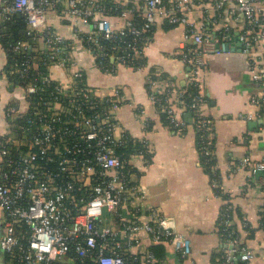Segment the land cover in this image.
Instances as JSON below:
<instances>
[{
    "label": "built area",
    "instance_id": "built-area-1",
    "mask_svg": "<svg viewBox=\"0 0 264 264\" xmlns=\"http://www.w3.org/2000/svg\"><path fill=\"white\" fill-rule=\"evenodd\" d=\"M236 1V9L246 15L249 24H264V4L255 6L252 0ZM188 3L189 0H143L138 4L134 0H3L0 18L22 13L28 34L33 36V40L15 46L17 53H26L28 58L11 74L25 76L32 68L37 69L38 57L43 54L50 69L58 66L68 76L65 83L57 86L60 95L44 100L43 107L37 104L34 115L29 105L23 109L11 104L6 109L12 125L17 126L16 120L24 117L29 125L22 126V135L0 141L3 159L0 251L9 256L3 264H158L155 254L143 245V239L150 245L170 242L184 257L191 253L190 239L178 232L155 207L139 201L142 189L132 183L130 173L125 170V159L116 153V147L127 135L112 112L118 100L104 102L84 82L85 73L75 68V43L46 24L50 13L89 23V31L75 30L74 40L96 61L110 57L111 66L99 65L108 72L115 69V62L138 66L148 34L159 20L183 25L182 59L191 66L189 83L200 88L197 79L207 64L211 34L196 27ZM222 5L223 1L216 4L217 8ZM110 15L125 17L126 23L115 27ZM260 35L264 37V31ZM242 38L248 48L258 36L246 31ZM106 41L112 45L108 46ZM33 51L38 54L30 55ZM255 77L264 78V75ZM33 79L42 84L37 86L28 80L24 81L27 86H18L27 93L34 92L47 87L52 77L39 75ZM171 93L167 91L165 100L170 101L167 97ZM151 98L155 103L164 100L156 91ZM253 101L260 103L257 99ZM205 102L200 88L191 103L181 99L180 105L196 118L201 152L211 160V121L200 110ZM162 108L169 120L168 127L181 131L184 124L181 113L173 106L162 104ZM24 146L39 148L43 155L31 151L13 157L10 147ZM46 154L49 161L55 160L53 155L60 157L58 172L45 170L38 162ZM242 162L254 172L264 171V160L245 158ZM221 221L227 231L228 248L216 264H235L238 259L248 264L254 253L243 246L237 257L238 241L231 238L234 230L228 212L223 213Z\"/></svg>",
    "mask_w": 264,
    "mask_h": 264
},
{
    "label": "crops",
    "instance_id": "crops-1",
    "mask_svg": "<svg viewBox=\"0 0 264 264\" xmlns=\"http://www.w3.org/2000/svg\"><path fill=\"white\" fill-rule=\"evenodd\" d=\"M134 1L138 4L143 0ZM189 1L188 10L196 27L211 34L207 64L197 79L206 101L200 110L212 126L211 170L203 161L194 115L180 105L191 69L183 61L180 47L185 26L159 20L148 34L140 66L115 62V69L108 72L74 40L75 30L89 31V23L50 13L46 24L75 43V68L85 73L95 93L104 102L118 100L112 112L121 129L147 144L149 158L136 154L130 159L135 168L130 173L131 181L142 189L139 201L159 210L191 241L187 257L177 253L170 242L156 244L160 245L155 253L158 264H216L218 255L228 248L220 228L225 212L237 236L244 238L254 253L248 264H264V171L254 172L242 162L245 158L264 160V78L255 77L264 75V37L260 35L264 24H249L246 15L236 9V0ZM219 1L223 5L217 8ZM252 2L255 6L264 4V0ZM110 20L120 27L127 19L110 15ZM246 31L258 36L248 48L242 38ZM7 63V52L0 42V134L9 127L5 116L9 104L27 108L25 90L11 88L3 75ZM50 73L61 84L68 78L58 66L52 67ZM169 90L170 102L184 123L181 131L164 123L162 107L160 110L151 98L154 91L164 95ZM2 161L0 153V165ZM1 222L0 214V225ZM249 229L254 230L252 236H248ZM142 241L152 251L149 241ZM3 257L0 251V264L4 263Z\"/></svg>",
    "mask_w": 264,
    "mask_h": 264
},
{
    "label": "trees",
    "instance_id": "trees-1",
    "mask_svg": "<svg viewBox=\"0 0 264 264\" xmlns=\"http://www.w3.org/2000/svg\"><path fill=\"white\" fill-rule=\"evenodd\" d=\"M27 26L28 25H27L26 17L22 13H12L8 16H3L0 18V42L2 44V47L7 52V58H8V63L3 70V72H4L3 75H5V77L7 78V81H8L11 88H14L18 85L27 86V84L24 81H28V80L35 82L38 86V85H41L42 82L36 81L33 78H35L36 76H39V75H48V76L51 75L50 68L48 67L49 65L47 63H45V58H43V54H41L40 57H38L39 60H37V61L39 62L38 63L39 65H38L37 69L32 68L31 70H29L25 74V76L22 74H19V73L11 74V71L14 68L19 66L23 61H26L28 58L26 53H17V51H15V46L19 42L26 41V40H29V41L33 40V36L28 34V27ZM106 42H107L108 46L112 45V42H108V41H106ZM37 54L38 53L36 51H33V52H31L30 55L34 56ZM97 61H98V65L105 64L106 67H109L112 64V60L110 57L98 59ZM139 63H138V65H139ZM84 82H86L85 76H84ZM58 84H60V82L58 80H54L52 78L51 83L48 84L47 87H45L44 89H37L36 91H34V92L32 91L29 93H27L25 91L27 93V101H26L27 108L29 105L30 106L29 111H31V115H34L35 107L37 104L40 105L41 107H43L42 103L44 102V100H46L50 97H56V95H60L58 93V89H57ZM199 90H200V88L198 86L189 83L188 86H186L185 89L183 90V94H182L183 97H181V99L184 100L186 103H191L193 96ZM160 96L164 97V100L162 101V103H158L160 106L159 107L160 110H161L162 104L172 106V103L169 100H165L166 99V93L164 95H160ZM169 97H170V94L168 95L167 99ZM66 102H68V100ZM100 103H102V102L100 101ZM10 105L11 104H9L8 106H10ZM8 106L6 107V109L8 108ZM187 112L191 113L190 110H187ZM5 116H6V119L8 120L9 127H8V130L5 131V133L0 134V141H3L6 137L8 138V137L14 136V135H22L24 132V129L22 128V126L23 125H26V126L29 125V123H28V121H26L25 117H24V119L18 118L16 120V122H17V126H16L15 124L12 125V119L10 120V118L7 117L6 110H5ZM161 117H162V120L164 121V123L166 125H169V120L167 119L166 114L163 112V108H162ZM195 127H196V130L198 133L199 148L201 149L202 145H201V139H200V132L197 129L196 118H195ZM209 139H210V137H209ZM1 150H2V147H0V152H1ZM10 150H11V154L15 158H19L22 154L27 153V152H31V151L37 152L39 154L41 153L39 148H29L26 146L20 147V148L10 147ZM116 153L118 155H120L123 159H125V161H126L125 170L129 173H132L135 170V168H133L130 165V159L133 155L144 154L147 158L150 157L149 156L150 153L148 151V147H147L146 143L143 141H140L138 139L133 138L128 133H127L124 141L119 146L116 147ZM40 155H43V154H40ZM53 156L55 159L54 161H49V157L46 154V158H44L42 160L40 159V161H38V162L42 165V167L45 170H48V171L52 170V172L56 173L59 171L60 157L57 155H53ZM202 156H203V161H204L205 165H207L208 169L211 170L212 165L214 163L213 159L208 160L207 157L205 155H203V153H202ZM7 157L8 156L6 155V158ZM129 178L131 179L130 176H129ZM261 227L264 228V212L262 214V225H261ZM220 228H221L222 240L225 243L226 237H227V231H225V225L223 224L222 221H221ZM231 229L234 230V233L231 236V238L234 237L238 241L237 242L238 246L236 247V248H238V250L236 252V255H237V257H239L241 254L240 248H242L243 246L245 247L247 243L244 240V238H242V237L239 238V236H237L236 227L233 225V223H232ZM253 232H254L253 229H249V235L248 236H250V235L252 236ZM159 248H160V245H156V244H153L152 246H150V249L152 250V252L154 254L157 253V250ZM223 253L219 254L218 257H222ZM6 257L8 258L9 256L5 255V257H3L2 259L5 260ZM235 264H246V263H243L242 261H240V259H238L235 262Z\"/></svg>",
    "mask_w": 264,
    "mask_h": 264
}]
</instances>
